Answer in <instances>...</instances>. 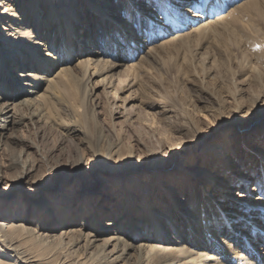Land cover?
Wrapping results in <instances>:
<instances>
[{
	"label": "bare ground",
	"instance_id": "1",
	"mask_svg": "<svg viewBox=\"0 0 264 264\" xmlns=\"http://www.w3.org/2000/svg\"><path fill=\"white\" fill-rule=\"evenodd\" d=\"M135 1L138 4L132 6ZM58 2L56 7L51 0H13L11 3L0 0V52L5 59L0 62V183L5 177L3 173L15 169V185L25 186L26 193L21 196L20 202H16L22 207L10 216H7L9 210L4 212L0 204V264H264V123L260 125L261 131L252 148L250 145L243 149L242 145L256 138L255 134L245 135V141L243 137L242 140L237 139L239 153L232 151L227 145V138H223V143L213 141L208 145L196 166L189 169L182 167L180 175L162 179L151 177L146 180V186L134 180L132 184L140 187L138 195L141 196L132 205L119 196L120 184L105 188L114 183L107 178L102 181L104 187L100 194H96L98 178L93 177L95 170L88 166L84 158L78 160L76 170L70 169L72 163L69 161L61 164L59 169L48 166L45 172L51 178L39 179V166L32 161L29 152L37 150L38 146L32 143L25 145L23 138L24 129L28 127L44 132L50 129L57 134V149L63 151L65 143L73 142L77 136H85L79 108L83 102L88 105L92 79L100 78L96 83L101 86L96 84L97 87L105 84L106 89L110 88L111 118L130 123L141 121L143 118L139 114L128 115L133 108V105L126 108L132 101V91L127 96L119 97V94L134 87L135 78L144 71V64L156 54L157 49L176 44L188 50L195 43L194 38L201 42L208 34H217V25L235 27L239 15L242 17L246 13H249V19L252 17L253 21L264 25V0ZM228 6L234 8L230 10ZM37 12H42L44 18L37 17ZM215 16L219 18L212 19ZM49 24L58 26L64 33H60L55 43L45 44L42 40L47 38ZM107 26L112 27L108 32L104 30ZM260 33V27L252 26L250 32L244 34V42L250 57L253 56L264 67V52L259 50V44L263 42L255 38ZM78 41L81 44L78 43L76 49L74 42L77 44ZM231 45L237 49L239 43ZM16 48L22 52L29 50V53L23 55ZM67 49L72 50L66 53ZM41 52L43 55H39ZM76 52L82 68L81 88L70 79L68 68L70 57ZM144 52L146 54L142 55ZM250 57L249 70L256 74L253 80L261 83V71L252 66ZM33 59L36 62L31 65ZM127 59L129 63L125 62ZM121 73L125 76V83L118 78ZM11 75L16 79L8 84ZM120 83L124 86H119ZM260 97L262 95L256 100ZM91 98L88 100L94 111L98 107ZM59 109L68 112L71 117L63 116ZM12 151L18 152V161L10 156ZM117 153L115 149L110 152L114 157ZM248 161L253 169L243 171ZM208 163L219 175L212 177L210 188L214 189L215 196L209 197L204 194L206 189L203 188L209 186L211 180L207 179V175L202 177L201 173L205 171L200 169V165ZM55 174L62 178L60 190L52 200L59 204L58 219L56 223L54 221L56 227L53 222L50 225L49 221H42L44 228L39 229L35 227L38 221L35 219L56 210L44 201L42 210L36 211L31 206V198L38 200L42 197L41 190L57 185ZM184 175L199 184H187L185 177L182 184L183 178L178 180V177ZM225 179L235 187L234 190L236 187L242 189L241 192H220ZM70 184L69 194H62L61 189ZM147 186L148 191L144 194ZM182 190L181 195L188 192L187 198L179 196ZM12 192L4 194V197H9ZM148 194L157 198L163 195L158 203L160 208L154 209L152 203L148 205ZM69 200L66 215L60 216L64 214L61 209L67 204L63 205ZM25 201L27 207L23 206ZM170 201L173 207L169 209L170 205H166ZM14 207L11 206L12 209ZM109 207L112 208L110 212ZM43 211L45 214H42ZM151 212L152 216L149 215ZM85 213L87 216L81 218ZM105 217L109 220L99 228L100 221ZM185 219L183 229L186 228V232L176 234L167 231H173L172 226H176V222L183 224ZM76 220H79L77 225L74 224ZM164 223V231L171 239L157 235L158 227ZM188 229L194 230L197 237L193 239V232L187 233ZM233 243L238 247L234 248Z\"/></svg>",
	"mask_w": 264,
	"mask_h": 264
},
{
	"label": "rangeland",
	"instance_id": "2",
	"mask_svg": "<svg viewBox=\"0 0 264 264\" xmlns=\"http://www.w3.org/2000/svg\"><path fill=\"white\" fill-rule=\"evenodd\" d=\"M7 1L13 2V0ZM51 2L56 7L58 6L57 3L59 4L58 0H51ZM36 4L39 5V3ZM131 4L134 6L138 2L135 1ZM229 8L232 10L234 7L228 6ZM36 15L44 18L42 12H37ZM240 17L241 15L238 17L239 25L237 24L235 27L231 25L226 27L224 25L225 28H223V25H217V34H208L201 42L196 41L194 38L195 43L188 50L175 44L174 46H165L157 49L156 54L148 58L149 60L144 64V71H141L138 77L135 78L134 87L127 92H124V90L123 93L119 94V97L122 95L127 96L129 91H132V101L126 108L130 105H133V108L128 111V115L139 114L143 118L141 121L130 123L129 121L124 122L122 119L111 118V106L109 105L112 104V98L109 93L110 88L106 89L105 84L102 87H97L101 86L96 83L99 78L92 79V82L89 83L90 90L88 89V93L92 97L91 101L98 108H94V111H92L88 100L90 99L89 95L87 96L88 105L86 106L85 102H83L82 107L79 108V114L81 113L82 117L81 125L84 128L85 136H77L73 142L65 143L63 151L57 149L56 132L54 133L50 129L44 132L42 129H32L31 127L24 129L23 138L26 141L25 145L32 143L38 146L37 150L29 149L32 161L39 166V175L37 177L39 179L44 177L49 180L51 178L50 174L45 172L48 166L59 169L60 165H64L66 161L72 163L70 169L76 170V163L80 158H84L88 166L95 170L93 177L98 178L94 191L96 194H100V190L104 187L102 181L107 178L114 183L105 186V188L120 184L118 190L121 195L119 196L126 200L128 205H132L133 202H138V198L141 196L138 195V192L140 193L138 188L140 187L136 188L132 184L134 180L137 184L140 182V184L143 183L146 186V180L151 177L162 179L172 175H180L182 167L189 169L196 166L199 156L204 150H207L208 145L213 141L223 143V138H227L229 141L228 147L235 153H239L240 148L238 147L237 139L242 140L243 137L245 141L244 136L251 133L255 134L256 138L247 140L245 145H242L243 149L249 148L250 145V148L256 145L257 134L259 135L261 131L260 125L264 123V67L253 56L250 57L249 48L245 45L244 40L245 35L248 34V31L250 32L252 26L260 27L261 33L254 37L257 38V41L263 42H260V49H258L264 52V40H262L264 37V25L253 21L252 17L249 19V13L242 16V19ZM67 18L68 15L65 20ZM218 18L219 16H215L212 19L216 20ZM94 20L96 21V19ZM81 25H83L82 22ZM49 27L52 28L46 30L47 38L42 40L45 44H48V42L55 43L54 40L59 39L60 33H64V30L58 28V26L49 24ZM109 28L110 30L112 29V27L107 26L104 30L108 32ZM80 30L82 31V26ZM106 32L105 37L107 38ZM237 42L239 46L235 49L231 44ZM78 43L81 44L80 41L77 44L74 42L76 49L78 48ZM15 50L22 52V50L17 48ZM70 50L72 49H67L66 53ZM28 51L22 52L23 55L26 54L27 56ZM77 52L70 57L71 61L68 68L70 70V79L81 88L83 85L81 80L82 68L79 65L80 58ZM145 54L146 52L142 53V55ZM39 55H43V53L41 52ZM154 57L157 58L155 59ZM249 57L252 61V66L261 71L259 74H262L263 77L261 83H255L253 80L256 74L249 70ZM3 61H5L4 55L0 52V62ZM31 61V65L36 62L34 59ZM125 62L129 63L128 59ZM119 76L118 78L121 82L125 80L123 73L119 74ZM15 79L16 76L11 75L7 83H14ZM258 79L260 80V78ZM123 82L125 83V81ZM124 83H120L121 85L119 84V86H124ZM115 84H118V82H115ZM106 92L107 95L109 94L108 96H106ZM259 95H262V97L256 100ZM59 110L63 116H70L63 109ZM146 114L150 115L146 116ZM250 122L252 123L250 124ZM20 149L21 146L18 147L19 151ZM112 149L117 150V157L110 154ZM10 156L14 157V161H18V152L12 151ZM20 158L23 159L22 155ZM200 166V169L205 171V173H201L202 177L207 175V179L211 180L209 181V186L203 188L206 189L204 194L207 197L215 196V191L210 188V185L213 184V178L219 176L218 172L210 167V163ZM244 166L243 171H249V168L253 169V166H249V161ZM14 170L13 172L3 173L5 177L1 179L2 183H0V204L3 205L1 209L4 212L9 210L7 216L8 214L9 216L12 215L22 207L16 202H20L21 196L26 194L25 186L15 185ZM241 173L239 172V174ZM184 177L186 178V175L178 177V180L183 178V181L181 180L182 184L185 182ZM5 178H7L6 181ZM196 179L200 181V178ZM55 180L57 185L41 190L40 195L42 197L40 199L33 200L31 198V206L36 211L42 210L44 201L56 210L49 215L43 211L42 214H45L46 218L41 215V217L38 216L35 219L38 220L35 222V227L37 226L39 229L44 228L41 225L42 221L45 223L49 221L50 225L53 222L54 225L56 223L55 220L58 219L56 213L59 212V210L57 211L59 204L54 203L52 200L53 196L60 190L59 184L62 178L55 174ZM186 181L187 184H195L194 186L199 184L193 183V179L190 177L186 178ZM223 182L225 185H221L220 188L223 189H219V191L224 194L238 193L242 190L237 189V187L234 190L235 187L228 184L230 182L228 179L223 180ZM71 188L72 184L65 189L63 188V190L61 189V193L69 194ZM144 190H146L144 191V194H146L148 186ZM11 191L13 192L9 197H4V194L6 195ZM182 193L183 190L180 192V197H188V192L185 191L184 195H181ZM147 197L150 198L148 205L152 203L155 209L159 207L158 203H160L159 201L163 195H161V198H157L156 195L148 194ZM142 201L140 202L142 203ZM212 201L216 202L215 198H212ZM110 202L109 200L108 205ZM171 202L166 205H170L169 209L173 207L171 206L173 202ZM22 203L24 204L23 206H28L27 201ZM68 204H70V200L63 205H66L61 209L64 214L62 213L60 216L66 215ZM10 205L15 207L12 209ZM166 206L164 207L165 209H167ZM221 207H224V205H221ZM111 210L112 208L109 207V212ZM164 213H167V211ZM152 214L151 212L149 215L152 216ZM84 215L86 213L81 218ZM134 216H136V213L135 215L133 214ZM24 217L25 215H23L22 219ZM107 220H109L108 217L103 218L99 223V228H102L104 221ZM78 222L79 220H76L74 224L77 225ZM185 223L186 219L180 225L176 222V226H172L173 231L170 229L167 231L182 234L186 232V228L183 229ZM164 225L165 223L158 227L157 235L160 238L171 239V236L166 235ZM192 232L191 237L194 239L197 237L195 236L197 233L192 229L187 231L189 234ZM233 246L234 248L238 247L235 243H233Z\"/></svg>",
	"mask_w": 264,
	"mask_h": 264
}]
</instances>
